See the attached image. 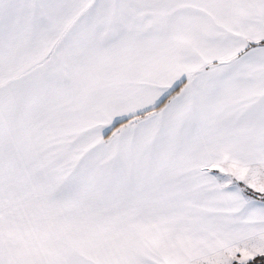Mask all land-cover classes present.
I'll use <instances>...</instances> for the list:
<instances>
[{
    "label": "snow or ice",
    "instance_id": "6c2138e0",
    "mask_svg": "<svg viewBox=\"0 0 264 264\" xmlns=\"http://www.w3.org/2000/svg\"><path fill=\"white\" fill-rule=\"evenodd\" d=\"M0 264H264V0H0Z\"/></svg>",
    "mask_w": 264,
    "mask_h": 264
}]
</instances>
